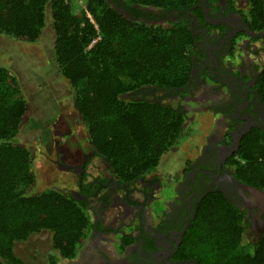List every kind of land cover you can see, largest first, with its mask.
I'll return each instance as SVG.
<instances>
[{
	"label": "trees",
	"instance_id": "obj_1",
	"mask_svg": "<svg viewBox=\"0 0 264 264\" xmlns=\"http://www.w3.org/2000/svg\"><path fill=\"white\" fill-rule=\"evenodd\" d=\"M120 1L152 11L200 13L199 7L192 9L194 0H82L84 6L79 0H0V33L7 37L37 43L51 27L52 56L92 151L83 167L94 165L95 157L106 164V174L99 172L93 181H86L85 170L79 173L75 193L38 177L33 149L18 140L28 99L11 69L0 65V264H29L15 246L42 231L51 236L47 264L75 259L95 227L94 217H100L90 201L106 208L113 203L111 190L118 189L136 204L130 194L144 193L145 177L184 137L193 114L200 113L165 101L171 95L193 96L196 89L190 81L198 51L190 26L182 20H130L119 12ZM243 16L251 30L263 31L264 0H247ZM259 65L254 90L264 102V66ZM200 76L208 77L204 71ZM158 91L162 95L154 98ZM188 103L200 107V101ZM219 110L218 104L209 105V112ZM233 165L241 183L264 188L262 131L254 128L242 136ZM188 169L189 163L183 172ZM170 191L174 198L175 189ZM156 199L144 196L142 202ZM245 215L223 193L207 192L196 204L176 257L192 264H264V215L258 236ZM123 236L125 244L134 241L129 233Z\"/></svg>",
	"mask_w": 264,
	"mask_h": 264
},
{
	"label": "flooded vegetation",
	"instance_id": "obj_2",
	"mask_svg": "<svg viewBox=\"0 0 264 264\" xmlns=\"http://www.w3.org/2000/svg\"><path fill=\"white\" fill-rule=\"evenodd\" d=\"M194 1L192 9L199 7L200 13L192 12L190 8L175 12L152 11L133 5L127 7L124 1H120L118 10L133 21L165 24L169 20L173 22L182 20L190 26L198 53L195 54L196 61L191 71L193 80L190 81L196 89L192 92L193 96L186 99L200 101L197 111L208 110L212 103L219 105L220 110L217 113L213 112L215 117H220L215 126L216 133L208 136L199 147L200 153L189 162V169L184 172L183 177L173 181L176 195L169 203L168 210L157 221L148 224L143 220L142 205L138 203L132 205L124 201L123 211L119 209V202L116 204V199L113 198V203L109 206L114 204L115 214L110 219L106 216L109 206L97 210L100 217H94L95 227L86 243L75 259L64 264H192L190 260L176 257L177 247L189 220L193 218L196 204L209 191L223 193L227 199L244 210L250 230L256 236L260 233L264 215V188L241 183L234 176L236 166L233 165V161L237 158L240 140L244 134L254 128L264 133V102L254 90L258 75L256 63L249 62L250 58L243 60L242 56L238 55L237 64H234L230 57L234 49H243L250 45L258 48L254 44V38H259L255 41L264 44V30L261 32L251 30L244 19L243 11L247 7V0ZM151 12L154 13V17L150 15ZM250 31L260 35L252 36ZM258 64L262 68L264 61ZM203 71L207 73V78L200 76ZM48 77L51 78L49 75ZM211 82L218 86L204 92L208 95L214 91L219 98L207 105L202 96L194 93L196 94L195 91L199 88L204 89L205 86L211 85ZM179 97L180 94L171 95V100L179 101ZM51 122H41L35 127L40 140L49 136L48 125ZM73 125L71 122L66 132L59 131L55 142L45 141L43 155L57 154L56 160L48 161L53 162L48 165V170L52 168L67 170L71 167L67 163L70 158L74 163H83L85 156L91 155L88 143L81 147L79 140L73 137L74 134L71 132ZM56 131L58 132L57 128ZM73 149L76 152L80 151L83 157L72 154ZM86 150L89 153L85 155ZM77 171L80 172L81 169ZM41 175L39 173L37 176ZM124 233L131 234L134 241L125 244Z\"/></svg>",
	"mask_w": 264,
	"mask_h": 264
},
{
	"label": "rangeland",
	"instance_id": "obj_3",
	"mask_svg": "<svg viewBox=\"0 0 264 264\" xmlns=\"http://www.w3.org/2000/svg\"><path fill=\"white\" fill-rule=\"evenodd\" d=\"M79 4L84 6L82 0H79ZM254 44L258 49H261V42L254 40ZM52 45L53 35L50 26H47L43 30L37 43L21 42L0 33V65L7 66L11 69L13 75L18 78L20 86L28 99V115L21 126L18 140L28 148L34 149L35 153L32 152L34 157V172L36 175L41 173L42 175L40 177L42 178H47V184H56L60 188L68 189L71 193H75V185L79 173L85 170L87 174L86 181H93L99 176V172L103 175L106 174V164L95 157L96 163L94 165L86 164L84 169L83 163H74L70 158L67 162L71 166L69 169L60 170V168H52L48 170V165L53 163L48 161L51 159L56 160L57 154L48 153L47 156L43 155V145L45 141L50 140L51 142H55L59 131L66 132L69 130L71 122L74 124L71 129L72 134H74L73 137L79 140L81 147L87 144L84 123L79 118L72 104L70 87L60 79L61 77L58 74L52 56L54 54ZM255 49L257 48H253L252 45L249 46L248 50H245V47L243 49H234L230 58L234 64H237V56L241 55V59L248 60L250 58L249 62L256 63L255 66H257L260 61H264V49H261L259 54L254 55L252 52ZM215 86L218 85L212 83L211 85L205 86L204 89L199 88L195 91L196 94L194 93V95L202 96L207 105L211 104L219 98V95L213 90L212 94L207 95L204 90L214 88ZM143 93H147V91ZM161 95L162 93L160 91L153 93L154 98H159ZM186 97L180 101L174 99V103H179L193 112L197 111L198 105L189 104L190 99H186ZM171 99L167 98L165 101L170 102ZM194 101L196 102V100ZM195 113L192 117V121L194 122L185 130L184 137L164 155L158 167L145 177L148 183H146L147 188L143 191L144 193L141 195L135 191L129 196L133 200L134 198L136 199L134 202L142 205L144 210L141 212V215L143 220L148 224H153V222L158 220L165 206H169V202L173 199L168 185L173 183V179L177 177V173L175 172L193 161L198 153H200L199 147L206 138L214 132L216 133L215 126H217L220 117H215L208 110H200V113ZM46 121H52L48 125L50 129V132H48L49 136L40 140V136L37 134L35 127L39 126L41 122L46 123ZM72 151V154L83 157L80 151L76 152L74 149ZM88 153L89 151L86 150L85 155ZM77 169H81V171L79 172ZM170 173L172 174L167 177L166 175ZM151 184L153 185L152 188ZM139 187L140 185H138ZM111 192V201H113V198L116 199V204L119 202V209L124 211L125 196L127 198L128 195L118 189H112ZM144 196L148 200H151V198L154 199L155 197H159V199L153 200V202L148 201L144 204L142 202ZM90 203L91 207L95 210H99L102 206L96 200H91ZM113 207L114 204L109 206V211L106 210V216L109 219L115 214V208ZM136 227L138 228V225ZM50 249L51 236L47 231L31 235L26 241L19 242L15 246L16 253L29 264H47Z\"/></svg>",
	"mask_w": 264,
	"mask_h": 264
},
{
	"label": "clouds",
	"instance_id": "obj_4",
	"mask_svg": "<svg viewBox=\"0 0 264 264\" xmlns=\"http://www.w3.org/2000/svg\"><path fill=\"white\" fill-rule=\"evenodd\" d=\"M186 168V165H184L183 166V168H181L180 170H178L177 172H175V173H177V177L176 178H174L173 179V181H176V180H178V179H180L181 177H183V175H184V169ZM172 173H170V174H167L166 176L168 177L169 175H171ZM175 187V184L174 183H171L170 185H168V189L169 190H173V188ZM77 196H79V194H77ZM171 202V201H170ZM169 202V203H170ZM168 208H169V206H165V209L162 211V213L160 214V216H159V218L168 210ZM160 211V210H159ZM152 220H153V218H152ZM154 221V220H153ZM157 221V220H156ZM262 224H263V221H262Z\"/></svg>",
	"mask_w": 264,
	"mask_h": 264
},
{
	"label": "water",
	"instance_id": "obj_5",
	"mask_svg": "<svg viewBox=\"0 0 264 264\" xmlns=\"http://www.w3.org/2000/svg\"><path fill=\"white\" fill-rule=\"evenodd\" d=\"M250 35L255 36V35H260V33H253L252 31L249 32ZM124 96V95H123ZM126 97H128V94H125Z\"/></svg>",
	"mask_w": 264,
	"mask_h": 264
}]
</instances>
